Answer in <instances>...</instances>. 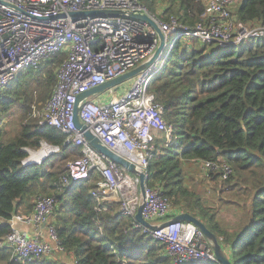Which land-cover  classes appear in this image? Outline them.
Instances as JSON below:
<instances>
[{
	"label": "trees",
	"instance_id": "1",
	"mask_svg": "<svg viewBox=\"0 0 264 264\" xmlns=\"http://www.w3.org/2000/svg\"><path fill=\"white\" fill-rule=\"evenodd\" d=\"M139 2L152 14L163 4L159 19L174 17L189 28L201 20L205 7L202 0ZM231 15L237 25L264 24V0H239ZM65 58L57 54L38 70L25 71L0 96V122L11 111L16 119L11 132L0 127V264H56L18 260L4 244L12 216L30 213L38 197L56 200L52 225L72 264H171L165 245L121 216L116 204L95 211L92 183L61 187L66 163L79 155L78 149L65 147L39 165L22 166L41 143L62 146L66 138L32 118L34 106L49 99ZM149 91L163 107L173 140L168 147L157 141L145 186L158 185L177 212L202 222L231 264H264V39L237 48L214 43L188 48L178 40ZM193 160L232 168L227 181L220 180L240 193L228 200L231 219L219 220L185 187L182 166Z\"/></svg>",
	"mask_w": 264,
	"mask_h": 264
},
{
	"label": "built area",
	"instance_id": "2",
	"mask_svg": "<svg viewBox=\"0 0 264 264\" xmlns=\"http://www.w3.org/2000/svg\"><path fill=\"white\" fill-rule=\"evenodd\" d=\"M238 1L205 0L201 20L189 28L174 17L163 22L139 0H0V91L25 71L38 70L50 57L66 55L56 71L52 93L39 113L41 126L54 128L66 138L62 146L41 143L35 154H48L38 162L30 156L22 161V166L39 165L65 147L78 149L79 155L66 163L61 187L92 183L90 196L95 201V211L105 212L109 205L116 204L121 216L132 219L136 228L165 245L171 264L217 263L211 247L202 248L205 245L202 233L190 223H175L157 231L138 224L134 216L140 205L142 218L152 225L172 218L174 208L158 185L145 186L143 199L138 176L99 154L73 122L74 105L80 94L151 59L159 44L154 29L129 16L92 18L71 14L94 10L126 15L143 13L165 37L159 58L139 72L121 94L117 95L114 88L95 95L81 102L78 112L79 122L85 129L107 150L144 174L146 180L157 141L161 139L164 147H168L173 140L171 128L164 121L163 107L155 102L149 88L165 68L175 42L185 37V41L201 45L214 43L237 48L247 40L264 39V24L235 25L231 13ZM193 161L200 164L208 178L215 173L220 180H226L233 173L224 162ZM55 208L53 197H38L30 213L12 216L11 231L4 238V244L16 259L49 260L55 254H64L50 222ZM19 224L34 228L36 234L28 237L16 228Z\"/></svg>",
	"mask_w": 264,
	"mask_h": 264
},
{
	"label": "water",
	"instance_id": "3",
	"mask_svg": "<svg viewBox=\"0 0 264 264\" xmlns=\"http://www.w3.org/2000/svg\"><path fill=\"white\" fill-rule=\"evenodd\" d=\"M71 16H82V17L88 16V17H92V18H96V17L111 18V17H119V16H129L132 19L140 20V21H143V22L147 23L148 25H150L154 29V31L158 37V40H159L158 47L156 48L153 56L151 57V59L149 61H147L144 64H141L140 66L136 67L135 69L129 71L128 73H126L120 77L112 79L108 82H105L104 84H102L100 86H97L93 89H90V90L80 94L76 98V102L74 105V111H73L74 125L78 130H80L83 133V137L90 143V145L99 154L103 155L104 157L111 160L113 163H116L119 166H121L122 168L126 169L129 173L135 174L138 176V178H139V190H140L142 198L144 199V191H145L144 174L138 173L132 164H130L129 162H127L126 160H124L120 156L110 152L104 146H102L101 143L99 142V140L97 138H95L93 135H91V133L89 131H87L85 129V127L79 122L78 112L80 109V104L84 100L90 99V98L94 97L95 95L104 93V92L111 90V89H114V88L124 84L125 82L133 79L139 72L147 69L156 59L159 58L160 53L162 52V50L165 47V37L161 33L158 26L143 13L135 12V13H130V14L126 15L124 13L115 12V11L94 10V11H88V12L72 13ZM141 213H142V205H140L137 209V213L134 216L135 221L138 224H140L142 227H144L148 230H151V231H157V230H160L166 226H169V225L175 224V223H190V224L194 225L202 233V235L205 239V245H203L202 248L204 249L206 246L211 247V249L214 253L215 259H216L218 264H231L230 261L228 260V258L226 257V255L224 254V252H223L221 246L219 245L216 237L205 227V225L202 222H200L197 218L192 217L190 214L180 213V214L175 215L174 217L170 218L169 220H167V221H165L159 225H152V224L146 222L142 218ZM16 228L18 229V225H16Z\"/></svg>",
	"mask_w": 264,
	"mask_h": 264
},
{
	"label": "rangeland",
	"instance_id": "4",
	"mask_svg": "<svg viewBox=\"0 0 264 264\" xmlns=\"http://www.w3.org/2000/svg\"><path fill=\"white\" fill-rule=\"evenodd\" d=\"M202 2L205 5V0H202ZM163 4L158 6L156 14L160 13V9L163 8ZM235 25L236 21H235ZM250 27V26H246ZM174 37L171 38V40ZM186 38L183 37L181 41L188 43V48L198 47L201 44L193 41H185ZM248 43V40L245 41L243 45H246ZM216 47V46H215ZM218 48V47H216ZM221 50V49H220ZM43 65V64H42ZM126 89L127 85L122 84L118 87L115 88L118 91L122 89ZM5 90V89H4ZM4 95L3 90L0 91V96ZM43 105L39 104V106H34V109L32 110V118L35 119H40L39 113L42 109ZM15 115H13L12 111L9 112L8 114L4 115L1 120V126L2 129L7 131L8 133L11 132L13 125L15 123ZM37 151H29V156H34V154ZM27 158V159H28ZM182 172H183V177H184V185L187 187L188 191L191 193L193 198H199L202 204L206 208H210L213 212L217 213V218L219 220H224L222 217L229 218L231 219V213L230 211L232 210V207H230V204L228 202L229 199L239 197L240 193L238 191V188H228L227 184H223L220 179H216L215 173H212L209 175L210 178L205 177L204 173L200 167L199 163H196L194 161L190 162H185L184 165L182 166ZM207 175V173H206ZM220 181V182H219ZM227 181V180H226ZM35 200L32 201V206L34 204ZM175 210V209H174ZM23 214V213H19ZM221 214H225L224 216H221ZM50 222L53 223L52 216L50 217Z\"/></svg>",
	"mask_w": 264,
	"mask_h": 264
},
{
	"label": "crops",
	"instance_id": "5",
	"mask_svg": "<svg viewBox=\"0 0 264 264\" xmlns=\"http://www.w3.org/2000/svg\"><path fill=\"white\" fill-rule=\"evenodd\" d=\"M164 8V7H163ZM163 8H161L160 9V12H161V10L163 9ZM158 9V8H157ZM160 14V13H159ZM159 14H157V15H159ZM132 80V79H131ZM131 80H129V81H127V82H125L124 84H126L127 85V87L131 84ZM125 89V88H124ZM124 89H122V90H120V91H118L117 89H116V93H117V95H119V94H121V92L124 90ZM109 91V90H108ZM107 92V91H106ZM181 212H177L176 210H173V215H177V214H180ZM18 229L22 232V233H24V234H26L28 237H33L35 234H36V230L34 229V228H32V227H29V226H24V225H21V224H19L18 225ZM42 233H43V231H42ZM44 239H46V236H44ZM49 261L50 262H53V263H56V264H72V258L70 257V256H68V255H66V254H55V255H53L50 259H49Z\"/></svg>",
	"mask_w": 264,
	"mask_h": 264
},
{
	"label": "bare ground",
	"instance_id": "6",
	"mask_svg": "<svg viewBox=\"0 0 264 264\" xmlns=\"http://www.w3.org/2000/svg\"><path fill=\"white\" fill-rule=\"evenodd\" d=\"M48 153L45 152H41V153H37L34 156H32L31 159L34 160V162H38L41 158H43L44 156H46Z\"/></svg>",
	"mask_w": 264,
	"mask_h": 264
}]
</instances>
